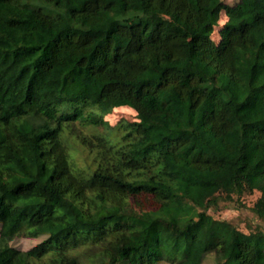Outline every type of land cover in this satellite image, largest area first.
<instances>
[{"label": "trees", "instance_id": "trees-1", "mask_svg": "<svg viewBox=\"0 0 264 264\" xmlns=\"http://www.w3.org/2000/svg\"><path fill=\"white\" fill-rule=\"evenodd\" d=\"M256 192L264 0H0V264H264Z\"/></svg>", "mask_w": 264, "mask_h": 264}, {"label": "rangeland", "instance_id": "rangeland-1", "mask_svg": "<svg viewBox=\"0 0 264 264\" xmlns=\"http://www.w3.org/2000/svg\"><path fill=\"white\" fill-rule=\"evenodd\" d=\"M229 4H234L237 0H225ZM228 21V16L223 13L220 17L218 25L215 27L213 38L216 42L220 41V35L224 30L225 24ZM97 109L100 115L103 116L106 123L115 126L121 120L136 121L137 114L130 107H112L110 105H102L97 107L87 106L85 110ZM259 194L256 192L252 195H246L241 198L235 197L234 200H221L214 207L207 210V214L214 219L227 222L240 230L249 233L255 230L256 227L264 231V222L258 218L253 208ZM45 237L29 238L20 236L14 239L12 245L22 251H27L40 243ZM159 264H169L161 262ZM204 264H215L213 255H210Z\"/></svg>", "mask_w": 264, "mask_h": 264}]
</instances>
